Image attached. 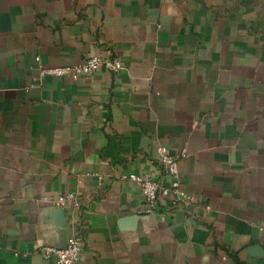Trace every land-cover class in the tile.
I'll list each match as a JSON object with an SVG mask.
<instances>
[{"label":"crops","instance_id":"crops-1","mask_svg":"<svg viewBox=\"0 0 264 264\" xmlns=\"http://www.w3.org/2000/svg\"><path fill=\"white\" fill-rule=\"evenodd\" d=\"M93 56L122 69L40 76ZM159 145L195 203L149 216L126 176L168 184ZM70 237L76 264H264V0H0V264Z\"/></svg>","mask_w":264,"mask_h":264},{"label":"built area","instance_id":"built-area-1","mask_svg":"<svg viewBox=\"0 0 264 264\" xmlns=\"http://www.w3.org/2000/svg\"><path fill=\"white\" fill-rule=\"evenodd\" d=\"M122 69V64L117 59H109L100 56H93L82 62L71 66L41 68L40 76L52 78H81L89 76L98 70H104L110 73H118ZM156 162L162 169L164 177L169 181L168 184L156 180L146 174H129L126 176L137 189L142 198L144 212L149 215H163L173 210L179 204H193L194 197L188 195L181 187L180 176L178 173L176 157L169 154L164 146H157ZM181 158L186 157V151L183 150ZM50 201L54 207L63 208L67 202L75 200L72 193L60 195L53 199H44ZM208 209V207H207ZM81 246L75 237L68 238L60 245H47L39 250L41 256L49 260L51 264H76L81 254Z\"/></svg>","mask_w":264,"mask_h":264}]
</instances>
